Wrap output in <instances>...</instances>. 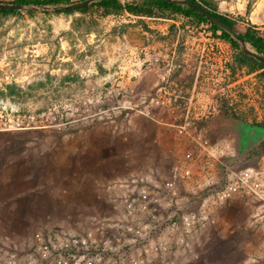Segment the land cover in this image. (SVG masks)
I'll use <instances>...</instances> for the list:
<instances>
[{
	"label": "rangeland",
	"instance_id": "obj_1",
	"mask_svg": "<svg viewBox=\"0 0 264 264\" xmlns=\"http://www.w3.org/2000/svg\"><path fill=\"white\" fill-rule=\"evenodd\" d=\"M208 2L223 14L241 18L237 23L241 32L252 23L264 35V0ZM255 6L257 11L253 12ZM160 15L107 12L97 5L73 13L24 5L0 11V170L30 164L39 168L42 157L70 156L88 150L93 143L139 146L140 115L168 108L185 116L188 108L151 104L147 98L165 95L159 86L162 76H172L169 64L184 66L178 76L187 79L199 65L200 55L205 54L203 48L210 51L212 41L206 34L212 30L180 13ZM221 46L224 57L232 58L230 44L223 41ZM153 52H166L169 61H154ZM236 76L237 81L228 88L215 87L213 96L227 94L233 97L236 112L250 120H264L256 75L239 71ZM190 113L194 118L223 116L224 123L214 124L212 130L213 138L229 145L222 155L224 166L239 171L264 170V154L251 153L264 139L263 126L224 114L216 104L192 105ZM237 194L264 201L255 194ZM253 216L240 212L243 229L247 228L238 236L239 244L232 232L235 227L225 219L224 235H220L224 236L221 241H226L223 248L217 247L215 240L203 238L192 249L191 257L185 258L182 252L172 255L169 263L155 264H239L234 251L251 252L254 246L259 248L258 243L264 246V232L258 243L251 245L254 233L249 231L248 219ZM260 222L264 224V220ZM236 243L239 248L233 250Z\"/></svg>",
	"mask_w": 264,
	"mask_h": 264
},
{
	"label": "crops",
	"instance_id": "obj_2",
	"mask_svg": "<svg viewBox=\"0 0 264 264\" xmlns=\"http://www.w3.org/2000/svg\"><path fill=\"white\" fill-rule=\"evenodd\" d=\"M253 10L256 12L257 7ZM191 72L186 79L187 104H215L213 85L210 82L205 86L199 84L196 69ZM236 81L237 79H231L228 87ZM147 99L150 103V98ZM218 115L193 117V124L196 126L189 127L187 134L180 136L175 126L183 121L184 116H179L178 110L165 108L157 114L152 112V115L139 116V146L128 142L119 146L112 141L93 143L88 150L75 152L70 156L61 154L55 158L42 157V166L39 168H34L33 164L9 166L6 171L2 168L0 253L6 248L29 244L34 232L40 228L69 227L83 230L90 225L93 217L111 214L120 205L128 193L130 178L137 176L148 181L161 179L169 175L175 158L188 149L200 152L202 161L207 163L209 175L218 180L225 167L223 153L214 147V144L224 142L220 138H213L216 136L212 130L213 125L224 123L223 116ZM196 130H203L213 146L198 150L194 141ZM231 146L234 148L232 141ZM234 150L236 149L233 152ZM241 211H246L248 217L254 215L248 219V225H251L249 231L254 233L253 237L250 236L251 245L254 246L264 232V224L260 222L264 220V201L235 193L219 210L214 222L191 234L187 244L173 256L183 252L180 255L191 257L192 249L203 238H211L217 242V247L223 248L226 241H221L224 236L220 235H224L222 224L225 219L235 227L236 230L232 228V232L237 234L239 244L238 236L247 228L243 229L244 223L239 217ZM259 215L263 217L259 218ZM237 243L233 250L239 248ZM258 244L259 248L254 246L251 252L241 248V252L234 251L237 253L235 255H239L235 256L237 263L264 264V246Z\"/></svg>",
	"mask_w": 264,
	"mask_h": 264
},
{
	"label": "built area",
	"instance_id": "obj_3",
	"mask_svg": "<svg viewBox=\"0 0 264 264\" xmlns=\"http://www.w3.org/2000/svg\"><path fill=\"white\" fill-rule=\"evenodd\" d=\"M206 35L212 44H209L210 51L203 48L205 54L200 55V63L195 68L197 82L228 88L232 58L223 55V39L213 32ZM168 56L166 52L151 53L154 61L168 62ZM169 66L172 76H162L159 86L165 95L150 98V103L173 109L188 108L183 121L175 126L177 134L184 136L189 127L196 126L190 113L191 104L186 100V79L178 76L185 67ZM223 95L214 100L219 111L224 98H229V105L233 106V97ZM147 115L152 112L149 110ZM194 141L198 150L213 146L203 130H196ZM214 147L224 153L229 145L220 143ZM208 171L200 152L188 149L175 158L169 175L153 181L137 176L130 178L128 193L111 214L93 217L90 225L81 231L69 227L40 228L29 244L4 249L0 264L169 263L170 256L187 244L191 234L214 222L219 210L235 193L242 191L264 198V170L233 171L225 165L218 180Z\"/></svg>",
	"mask_w": 264,
	"mask_h": 264
},
{
	"label": "trees",
	"instance_id": "obj_4",
	"mask_svg": "<svg viewBox=\"0 0 264 264\" xmlns=\"http://www.w3.org/2000/svg\"><path fill=\"white\" fill-rule=\"evenodd\" d=\"M192 2L199 3L210 11H212L217 16L221 17L228 24L233 26L239 34L244 38L245 42L250 45V47L257 51L258 53L264 55V35L260 31V28L252 23H247L246 30L241 32L237 28V23L241 21V18H236L228 14H223L218 11L216 5L211 4L208 0H190ZM6 3H17L29 7H51L57 12H67L73 13L75 11L86 12L90 6L97 5L102 7L107 12H119L127 11L134 15L157 17L161 16L165 12L180 13L187 19H194L197 23H205L210 26V29L215 35H218L221 39L228 42L232 47V60L229 63L231 69L232 80H236V74L244 72L247 75H256L257 86L261 91V97L263 99L262 104H264V63L260 62L255 57L247 54L243 50V44L235 39L228 31L219 26L217 23L213 22L205 15L201 14L197 10L180 3H172L166 0H142L139 2H123L122 0H95L88 5L81 6L78 8H72L69 5L77 2L72 0H14V1H0ZM7 9L0 8V11ZM247 97V96H244ZM221 110L224 114H230L235 118L243 119L245 121H250L258 126L264 127V120H257L253 118L250 120L248 117L244 116L242 113H238L234 110V106H230L229 98H224L221 100ZM252 154H264V139L261 140L256 146L251 150Z\"/></svg>",
	"mask_w": 264,
	"mask_h": 264
},
{
	"label": "water",
	"instance_id": "obj_5",
	"mask_svg": "<svg viewBox=\"0 0 264 264\" xmlns=\"http://www.w3.org/2000/svg\"><path fill=\"white\" fill-rule=\"evenodd\" d=\"M93 1H95V0H80V1H77V2L70 4L69 6L72 8H78L81 6L88 5ZM166 1H169L172 3H180V4L187 5L193 9L197 10L201 14L205 15L207 18H209L210 20H212L213 22L217 23L219 26L224 28L226 31H228L235 39L240 41L244 45L243 50L245 53L255 57L260 62L264 63V55L258 53L257 51L253 50L252 48H250V46L245 42L244 38L239 34V32L233 26L228 24L221 17L214 14L212 11H210L205 6H203L199 3H196V2H192L190 0H166ZM22 7H23V5L17 4V3L0 2V8H4V9H20Z\"/></svg>",
	"mask_w": 264,
	"mask_h": 264
}]
</instances>
